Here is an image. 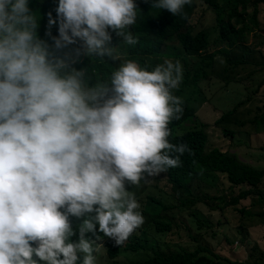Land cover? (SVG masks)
I'll return each instance as SVG.
<instances>
[{
	"label": "clouds",
	"instance_id": "1",
	"mask_svg": "<svg viewBox=\"0 0 264 264\" xmlns=\"http://www.w3.org/2000/svg\"><path fill=\"white\" fill-rule=\"evenodd\" d=\"M54 2L41 29L34 0H0V264H108L107 239L122 246L145 221L126 185L162 173L171 186L191 152L169 140L180 61L148 70L112 44L138 43L137 0ZM191 3L151 0L174 16ZM85 57L119 66L94 80Z\"/></svg>",
	"mask_w": 264,
	"mask_h": 264
},
{
	"label": "trees",
	"instance_id": "2",
	"mask_svg": "<svg viewBox=\"0 0 264 264\" xmlns=\"http://www.w3.org/2000/svg\"><path fill=\"white\" fill-rule=\"evenodd\" d=\"M53 1L44 0L41 4L39 0H34L33 7L39 8L44 17L41 25L47 20V13L42 12L43 7L46 3ZM137 3L143 11L138 15L137 23L132 26L134 35L139 38L138 43L128 45L113 33L112 44L118 46L121 62L133 59L148 70H152L156 64L163 63L165 60L173 62L178 60L183 63V80L176 93L183 103V115L180 120H173L170 123L169 140L174 144L187 143L191 152H185L181 156V167L169 169L165 174L171 186L179 187V189L175 188V194L186 200L183 195L187 193L189 198L182 203L176 201V204L167 205L160 197L149 195L144 206L149 210L146 212L152 219L146 223L143 230L134 232L122 246H116L110 238L107 239L106 246L110 260L108 264H264V254L253 263L234 262L204 246H198L195 250L187 252L155 251L156 244L162 243L165 236L170 238L168 234L181 231L183 228L189 232L194 242L201 237L202 231L211 230L213 222L200 207H197L198 203L211 204L213 211L233 209L242 220L253 216L264 219V170L255 169L241 162L228 151L223 152L216 147L208 150L209 136L204 123L199 122L190 128L183 127L187 120L197 118V109L191 104L195 101V96L202 95L203 82L215 73L214 63L217 55H222L230 65L250 62L245 51L241 58L230 55L235 54L234 51L239 53L240 47L246 48L243 44V41L247 40L246 34L261 29L259 17L264 0H192L190 5L185 6L184 15L177 16L167 10H152L151 0H137ZM207 14H213L215 18V33L218 40L214 42L210 41V32L207 29L199 28ZM43 34L44 30L41 31L42 36ZM212 43L219 46L218 50L210 49ZM173 48L177 52L174 53ZM260 63L262 62H257V64ZM87 65L93 79L101 81L109 80L111 73L119 66L118 62L108 58L105 60L95 58L91 61V58L85 57L83 63L77 67ZM240 69L241 66H225V70L236 78ZM235 80L243 81V78ZM263 84L264 78L253 93L259 92ZM250 96L246 100L237 102L233 111L223 113L220 121H230L232 115L242 104L248 102ZM253 123L257 127H264V110L253 118ZM221 129L227 136L231 133V137H234L233 130ZM221 175L226 177L233 191L229 200L224 195H212L211 190L200 191L198 195L194 194L190 186L194 181L199 185L202 180L206 181L208 178L221 179ZM149 183H152V180ZM213 189L218 190V185L214 184ZM235 190L238 191L237 195ZM176 198L178 200V197ZM255 199L257 203L254 202ZM248 200L252 202L251 208H240L241 203ZM256 208H261L263 212H254L253 209ZM172 209L179 211L178 220L164 214L165 211ZM187 211L193 212L191 216L194 221H187L185 217ZM72 221L74 225L80 222L75 218H72ZM193 230L197 231L198 237L193 234ZM151 246L152 253H150Z\"/></svg>",
	"mask_w": 264,
	"mask_h": 264
},
{
	"label": "rangeland",
	"instance_id": "3",
	"mask_svg": "<svg viewBox=\"0 0 264 264\" xmlns=\"http://www.w3.org/2000/svg\"><path fill=\"white\" fill-rule=\"evenodd\" d=\"M55 2L46 3L42 12L47 13L53 11ZM54 13V11H53ZM261 29L259 31H252L246 34L247 40L243 41L246 46L245 49L240 47L239 53L230 55L231 57H242L244 51L249 56V63L242 65H230L226 62L222 55H217L214 63V74L209 76V79L202 84V95L195 96V101L191 104L193 107H198L196 119L188 120L183 127L190 128L195 124L202 122L205 124V129L209 136L208 150L219 148L223 152H230L231 155L236 156L238 160L245 164L253 166L255 169L264 170V127H257L253 123V118L264 110V84L260 91L253 93L259 87L261 80L264 78V5L260 14ZM203 23L199 28L207 29L210 33V41L218 40L216 30V23L213 14H207L203 18ZM47 21V20H46ZM46 21L41 25V29L45 27ZM263 35V36H262ZM211 50H218L219 46L212 43ZM173 52L175 49L173 48ZM220 58V59H217ZM222 60V62H221ZM257 62H262L257 64ZM183 66V63H181ZM225 66L239 67L237 78L230 72L225 70ZM211 72V71H210ZM184 75V73H183ZM243 81H236L235 79H242ZM180 87V86H179ZM179 87L177 89H179ZM177 89L173 90L176 95ZM187 96H191L185 93ZM251 95V96H250ZM238 110L232 115L230 121H220L223 113L233 111L235 104L241 100H246ZM183 98V96H182ZM221 128H228L235 132L231 137L223 133ZM152 183L141 182L139 185H126L129 191H132L136 199L141 204V211L145 217L144 224L138 229L143 230V227L148 223L152 217L146 211H149L144 202L147 197L152 195L160 197L167 205L182 203L187 201L189 194L185 193L183 196L186 200L175 194V186H169L164 175L151 178ZM202 185L200 186V184ZM198 185L194 181L190 186L194 194L198 195L200 191L211 190L212 195H224L229 200L232 195V188L226 177L221 175V179H207L202 180ZM214 184H217L219 189H213ZM213 185V186H212ZM264 187V186H263ZM184 192V190H182ZM238 191L235 190V195ZM234 196V195H233ZM178 197V200L177 198ZM257 203V199L254 201ZM217 203V202H215ZM252 202L250 200L243 201L240 208H251ZM197 207L207 215L212 223L211 230H204L201 237H198L197 231L193 230V234L198 237L197 242H194L189 236V232L183 228L181 231L173 232L170 238L164 237V241L156 244L155 251L161 250L163 252L170 251H192L198 246L208 247L216 254L228 258L234 262H251L253 263L264 254V219L261 217H250L247 220H242L241 216L233 209L224 211H213L211 204L198 203ZM254 212H263L261 208L253 209ZM193 212H186L185 217L187 221H194L191 216ZM164 214L170 216L174 220L179 219V211L177 209L167 210ZM153 247H150L152 253ZM152 255V254H151Z\"/></svg>",
	"mask_w": 264,
	"mask_h": 264
}]
</instances>
